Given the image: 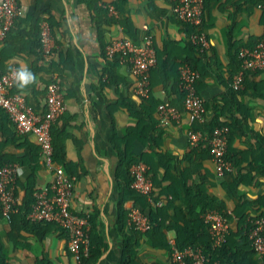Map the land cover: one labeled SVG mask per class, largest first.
<instances>
[{
	"label": "crops",
	"instance_id": "1",
	"mask_svg": "<svg viewBox=\"0 0 264 264\" xmlns=\"http://www.w3.org/2000/svg\"><path fill=\"white\" fill-rule=\"evenodd\" d=\"M257 2L207 0L203 28L209 46L201 54L189 39L191 27L173 13L172 0H18L20 13L0 43V70L27 65L36 75V83L25 90L16 85L13 89L23 94L35 112L46 107L45 89L52 77L61 86L65 109L51 125L53 154L72 179L69 210L86 217L88 234L102 244L94 264H170L175 231L164 228L163 239L159 232L152 237L135 230L128 224L126 210L145 206L148 212L166 199L175 206L191 203L194 181L201 178L207 192L216 193L224 204L229 228L240 220L234 214L240 200L249 203L243 209L248 219L264 216V205L257 202L264 197V68L246 71L238 90L230 86L239 68V47L264 34V9ZM42 19L48 20L55 41L48 57L41 52ZM144 24L153 34L156 51L147 97L136 93L130 67L105 52L111 38L125 36L138 43ZM189 53L200 58L195 87L206 107V114L193 122L182 107L180 89L172 87L179 62ZM107 71L111 72L108 84ZM164 100L180 110L178 119L160 120L158 105ZM223 108L222 117L234 126L231 137L227 136L231 168L220 175L205 151H188V133L204 127ZM125 154L149 160V164L144 162L154 175L148 174L153 184L150 200L135 190L126 191ZM0 160L17 166V206L30 184L34 199L35 191L50 188L53 171L45 163L35 135H18L1 107ZM33 203L21 212L16 206L13 220L0 218L6 261L78 264L57 223L45 220L50 223L42 237L38 234L44 225L38 232L27 228L21 214L37 221L28 217ZM173 211L169 207L163 213L170 216ZM248 239H233L238 246L226 264H264V253L252 251Z\"/></svg>",
	"mask_w": 264,
	"mask_h": 264
},
{
	"label": "built area",
	"instance_id": "2",
	"mask_svg": "<svg viewBox=\"0 0 264 264\" xmlns=\"http://www.w3.org/2000/svg\"><path fill=\"white\" fill-rule=\"evenodd\" d=\"M264 7V1L257 4ZM110 9H113L111 6ZM172 11L181 21L187 23L191 30L189 39L200 53L209 46V40L203 28V0H172ZM20 13L18 0H0V43L6 38L15 18ZM39 39L41 52L46 57L52 54L55 41L47 19L39 24ZM105 52L110 57H117L130 67L136 78V93L147 97L150 93V69L156 64V51L153 45V34L149 27L142 26V36L138 43L130 37L111 38L105 44ZM239 68L233 74L230 86L238 90L242 86L244 73L264 68V34L253 44H242L237 52ZM0 70V107L13 122L18 135L32 133L39 143L40 153L45 163L53 171V179L49 189L35 191V199L28 217L33 220H47L57 223L66 233L68 249L78 260V264H86L79 260V253H87L89 234L86 217L72 213L69 210L72 195V179L66 174L63 166L56 162L53 154L51 125L64 111L61 86L56 77L47 83L45 89V109L35 112L26 102L23 94L14 91L13 72ZM198 71L188 63L179 65V87L183 89L182 107L188 113L190 122L200 120L206 114L204 100L198 94L195 82ZM159 118L162 122L178 119L180 110L170 101L164 100L158 105ZM189 143L197 145L204 136L198 129L189 131ZM211 158L214 160L218 174L224 175L231 168L226 158L227 127L215 126L209 138ZM148 166L142 160H137L130 166L132 176L131 187L147 199L151 198L153 184L147 173ZM17 166L15 163L0 165V207L3 217L9 218L19 203L16 193ZM150 200V199H149ZM216 248L225 241L229 230V221L224 212L207 209L203 215ZM128 224L135 230L147 231L154 221L139 207L128 210ZM251 245L256 253H264V216L257 215L252 219L249 232ZM171 249L170 264H222L218 259H210L200 247L186 246L179 249L174 240Z\"/></svg>",
	"mask_w": 264,
	"mask_h": 264
},
{
	"label": "trees",
	"instance_id": "3",
	"mask_svg": "<svg viewBox=\"0 0 264 264\" xmlns=\"http://www.w3.org/2000/svg\"><path fill=\"white\" fill-rule=\"evenodd\" d=\"M203 1H204L203 18L205 19L206 14H207L205 13L206 11L205 5L207 6L208 3H207V0H203ZM262 1L264 0H258L257 4ZM204 19H203V22H204ZM256 41H253V43H255ZM192 45L195 47V49L198 52L197 46L195 44H192ZM182 62H188L192 66V68L198 70L200 58L194 53H189L186 57H183L180 60L179 65ZM152 68L150 69V74H151ZM107 73H108V76L105 78L106 84H108L110 80L109 77H111V72L107 71ZM176 79L177 80L175 82V85L173 84L172 87L175 88V86H177L180 89L181 95L184 96L183 89L179 87V66L177 69ZM146 101L152 104L148 99H146ZM223 111H224V108L220 110L218 113H215V115L209 122L204 123L203 125L204 127L194 128V129L201 128L200 130L203 132L204 136L199 140L196 146L189 145L188 151L190 152H196V151L204 152L205 151L206 152L205 155H208L209 157H211L209 138L212 134V130L215 128V126H218V125L226 126L227 136L228 138L231 137L234 124L231 120H226L222 117ZM123 158H124L125 167H126V175L128 176L126 179V191H129L132 193L134 192V189L131 187L132 176L130 173V166L140 158H136L135 156L134 157L130 156V154H125ZM226 158H227V154H226ZM54 159L58 161L57 156H55V153H54ZM141 159H143V157H141ZM144 161H146L148 164L150 163L149 160L145 158H144ZM4 163H5L4 160H0V165ZM228 171H226L225 173H227ZM147 173L152 178H154L153 172L149 169V167L147 169ZM194 185L196 186V189L193 192L191 203H188L182 206H175L168 199H166L162 203L157 205L155 208L149 207L148 212L145 211V206H144L142 210L147 212V214L153 220L156 221L155 224H153L151 228L148 229L146 232L150 234L152 237H153V233L159 232L162 235L163 239H166V235L163 233V229L171 228L175 231L176 245L179 249H183L186 246L200 247L210 259H218L222 262V264L223 263L226 264L228 261L231 260V257L234 254L232 249L237 248L238 246L237 243H235L237 241L233 239L237 236H240L242 240H246L247 236L249 237V232L252 226L253 218L248 219L243 214V209L246 208L249 203H245L242 200L238 202V205H237L238 208L234 210V214L239 215L240 220H238L233 227L229 228L225 241L221 243L219 246H217L216 248H213L211 236L207 230V226L203 220L202 215L207 209H217L219 211L225 212L224 204L219 200L216 193L210 194L207 192L205 179L201 178V180L198 179L194 181ZM30 186L31 188L28 190L26 197L21 202L22 204L21 205L19 204L17 206V210H19L20 212L23 209H28V208L30 209V206L34 200V188H32L33 186L31 184ZM227 188L230 189L229 186ZM231 190L232 189H230V191ZM28 197H30L31 199ZM121 202H120V207H121ZM257 202L264 205V197L258 199ZM169 207H173V210H174L173 214L170 216L163 213L164 210H167ZM239 208H242V209L239 210ZM127 211L128 210H126V213ZM262 214L264 215V213ZM16 216L17 215L15 214V210H14L11 213L9 218L10 220H13ZM158 216L162 218L160 221L157 220ZM2 217H3V214L1 211V207H0V218ZM167 218L169 221H168V224L166 225L165 220ZM21 219L25 221L28 229L36 231V232H38L37 230H39L37 228L44 225L43 226L44 229H41L42 231L38 234L39 237H42L44 233L48 230L47 225L50 223L45 220L30 221L25 217V214H21ZM243 224H246V226H244ZM248 240H249V243L251 244L250 238ZM101 246L102 244L96 241L93 234H89L88 252L87 253L80 252L79 260L86 264H94L95 260L100 254ZM251 249L252 251L255 252L252 245H251ZM0 264H10L6 261L5 256H4L3 241L1 239V236H0Z\"/></svg>",
	"mask_w": 264,
	"mask_h": 264
},
{
	"label": "clouds",
	"instance_id": "4",
	"mask_svg": "<svg viewBox=\"0 0 264 264\" xmlns=\"http://www.w3.org/2000/svg\"><path fill=\"white\" fill-rule=\"evenodd\" d=\"M13 81L19 90H25L36 83L37 77L27 65H21L13 72Z\"/></svg>",
	"mask_w": 264,
	"mask_h": 264
}]
</instances>
